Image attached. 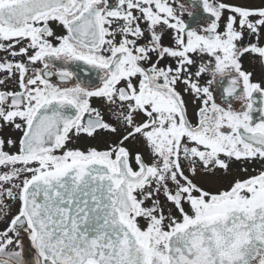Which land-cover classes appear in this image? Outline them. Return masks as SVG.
I'll return each mask as SVG.
<instances>
[{
    "label": "snow or ice",
    "instance_id": "obj_1",
    "mask_svg": "<svg viewBox=\"0 0 264 264\" xmlns=\"http://www.w3.org/2000/svg\"><path fill=\"white\" fill-rule=\"evenodd\" d=\"M0 264H264V0H0Z\"/></svg>",
    "mask_w": 264,
    "mask_h": 264
},
{
    "label": "flooded vegetation",
    "instance_id": "obj_2",
    "mask_svg": "<svg viewBox=\"0 0 264 264\" xmlns=\"http://www.w3.org/2000/svg\"><path fill=\"white\" fill-rule=\"evenodd\" d=\"M185 2L187 3V0H185ZM186 19H189V18L186 17ZM199 22H200V23H203L204 21H203V19H200Z\"/></svg>",
    "mask_w": 264,
    "mask_h": 264
}]
</instances>
